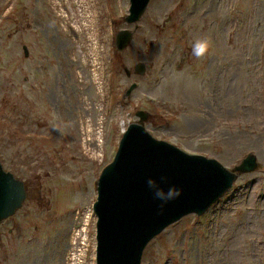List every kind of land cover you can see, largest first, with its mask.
I'll return each mask as SVG.
<instances>
[{
  "label": "rangeland",
  "instance_id": "rangeland-1",
  "mask_svg": "<svg viewBox=\"0 0 264 264\" xmlns=\"http://www.w3.org/2000/svg\"><path fill=\"white\" fill-rule=\"evenodd\" d=\"M130 6L0 0V160L28 190L0 224L4 263L97 264L99 177L145 110L159 139L259 166L153 239L141 264H264V0H151L135 23ZM123 29L134 35L120 51Z\"/></svg>",
  "mask_w": 264,
  "mask_h": 264
},
{
  "label": "water",
  "instance_id": "water-1",
  "mask_svg": "<svg viewBox=\"0 0 264 264\" xmlns=\"http://www.w3.org/2000/svg\"><path fill=\"white\" fill-rule=\"evenodd\" d=\"M151 0H131L129 23L141 19ZM133 31L117 33L118 50L126 49ZM134 70L146 72L138 62ZM127 69V74H130ZM133 83L125 96H129ZM138 122L129 125L114 159L103 169L94 211L97 264H141L149 243L184 217L203 215L230 190L239 175L259 166L255 154L247 155L234 170L216 158L189 153L172 142L155 137L146 127L148 112L138 110ZM155 180L167 190L176 187L181 195L161 208L147 181ZM28 197L24 180L4 168L0 160V222L15 215Z\"/></svg>",
  "mask_w": 264,
  "mask_h": 264
},
{
  "label": "clouds",
  "instance_id": "clouds-1",
  "mask_svg": "<svg viewBox=\"0 0 264 264\" xmlns=\"http://www.w3.org/2000/svg\"><path fill=\"white\" fill-rule=\"evenodd\" d=\"M209 48L210 42L207 39H196L192 45V54L198 59L202 58L208 53ZM147 184L148 187L153 190L154 198L162 202L161 208H163L164 204L167 202L174 200L181 195V190L179 188L173 186L165 190L153 179H149Z\"/></svg>",
  "mask_w": 264,
  "mask_h": 264
},
{
  "label": "flooded vegetation",
  "instance_id": "flooded-vegetation-1",
  "mask_svg": "<svg viewBox=\"0 0 264 264\" xmlns=\"http://www.w3.org/2000/svg\"><path fill=\"white\" fill-rule=\"evenodd\" d=\"M24 56H26V57H28L29 55H30V51H29V49H28V46L26 45V44H24ZM26 202V201H25ZM25 204V203H24ZM24 207V206H23ZM22 207V208H23ZM21 208V209H22ZM20 209V210H21ZM20 210H18V211H20ZM7 219H9V218H7ZM7 219H5V220H7ZM5 220L4 221H2V222H0V224H3L4 222H5ZM9 233H10V235H12L13 234V230L12 229H9ZM3 235H5L4 234V232H2V233H0V264H5L4 262H5V259H4V257H2V255H5V248H4V241L2 240V237H4ZM9 235V236H10Z\"/></svg>",
  "mask_w": 264,
  "mask_h": 264
}]
</instances>
